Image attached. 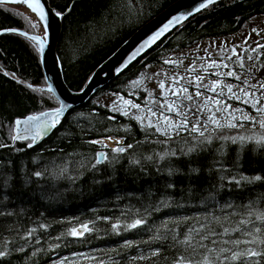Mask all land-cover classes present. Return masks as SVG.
Returning <instances> with one entry per match:
<instances>
[{
	"label": "trees",
	"instance_id": "obj_1",
	"mask_svg": "<svg viewBox=\"0 0 264 264\" xmlns=\"http://www.w3.org/2000/svg\"><path fill=\"white\" fill-rule=\"evenodd\" d=\"M172 1L50 0L60 13L70 7L62 15L57 45L66 83L81 88L105 57ZM260 13H264V0H216L154 41L84 103L70 108L53 131L32 147H28L30 138L8 145L15 119L55 107L58 101L45 88L36 45L18 33L0 34V213H4L0 215V238L7 241L3 250L8 253L0 257V264H95L101 260L104 264H172L190 254L183 245L173 244V236L182 239L200 223L216 232L236 227L249 204L253 210H264V181L242 182L239 187L229 182L240 174L264 176V146L249 141L241 148L230 140L214 138L189 153L193 140L187 131L174 132L168 139L135 116L94 99L105 91L131 95L129 82L146 65H165L167 53L202 38L235 32ZM35 22L21 9L0 3V29L39 32ZM213 128L206 135L213 134ZM259 131L247 124L225 127L215 135ZM118 136L123 153L112 151L117 146L91 143L95 138ZM100 150L104 157L97 163ZM166 151L175 155H164ZM36 172L42 175L37 177ZM135 219L145 223L124 230L123 225ZM113 223L121 227L113 230ZM83 224L93 230L82 237L67 235ZM256 224L264 227L262 222ZM32 229V236H26ZM229 238L244 237L231 231L218 237L220 241ZM154 250L158 255L151 256ZM141 255L149 258L132 259Z\"/></svg>",
	"mask_w": 264,
	"mask_h": 264
},
{
	"label": "snow or ice",
	"instance_id": "obj_2",
	"mask_svg": "<svg viewBox=\"0 0 264 264\" xmlns=\"http://www.w3.org/2000/svg\"><path fill=\"white\" fill-rule=\"evenodd\" d=\"M8 2V0H0V3ZM13 3H20L24 4L30 9L33 13H35L41 21L45 20L46 15V9L45 4L42 2V0H11ZM216 3V0H201L199 3V6L194 9L193 12H189L186 15H180L177 17H173L171 20H169L168 24H165L160 31L156 32L148 41H145V46L148 44H151L154 42L163 32H165L169 26L173 23H180L181 21L185 20L188 16H191L194 14V12H199L205 8H207L209 5H212ZM57 16L62 15L61 13H56ZM31 28H35V23H30ZM5 31H12L17 32V29H6ZM253 32L259 33V29L253 28ZM20 35L26 36L28 39L37 42L42 45L43 41L40 37L31 35L29 36L26 32H19ZM248 38H245L244 43H247ZM238 47V46H237ZM264 48V44H261L257 42L256 47L251 48L252 52H257V49ZM232 52L234 55H236L235 47H233ZM248 59H252L251 56L248 57ZM257 59H259V56H257ZM166 63H173V61H165ZM241 68L244 67L242 59L238 61ZM215 61H212V65H215ZM224 67H227V65H223ZM227 76L235 77L237 80L240 79V77L234 72V71H228L225 73ZM197 79H202V77H197ZM134 83H139V81H136ZM217 81H213L211 86L204 85V87L208 88L209 91H216V88L218 86ZM245 84L248 82L245 81ZM161 88H164L163 82L159 85ZM31 87V85H29ZM227 87L229 93H231L230 98H235L240 100L241 95H237L232 91L233 86L232 85H225ZM250 87L255 88V85H250ZM260 89H264V83L259 84ZM50 90V89H49ZM187 88L182 87L179 90V94H185V99L191 100L192 97L187 94ZM240 93L243 97H253L255 98L256 93L251 92L249 93L244 88L240 89ZM173 95H178L176 91H173ZM223 95V93H220ZM197 96L202 95V93L197 92ZM262 96H264V92L261 93ZM209 102H212V98L209 97L205 100L204 104L199 107L200 112L209 111L211 112V109L208 108ZM245 104L250 103L249 99H243L242 101ZM125 105L129 104V101H124ZM214 103L221 104L222 101L215 100ZM252 106L255 108V111L258 115H260L262 118L258 119L257 116H252L248 114L241 113L240 117H237L235 113H231L228 111V107L225 106L223 108H217L216 112H220L223 116V114L227 113V119L225 123H221V119H218L215 112H211L210 115H208L207 119L204 121H201L199 117L196 118L195 123L189 127V119L187 116V113H178V115H181L183 119L179 122L172 121L167 115L164 114L163 111L160 112V120L157 121L155 125L149 121V124L147 127H155L156 132H159L161 135H164L168 139L172 138V133L175 132L176 135H179L181 131H187L190 136H192V146L188 149V152H195L198 150V148L203 144H211L212 140L214 138H219L221 140L228 141L230 140L233 144H239L241 148L244 147L245 144H247L249 141H254L257 146H264V133H256L253 132L251 135L246 134H238L235 136H226V135H215L217 133V130H221L225 127L227 128H244V123H235L237 119L240 121H250L253 124V127L255 125H259L260 129H264V105H261L260 107H256V104L259 103L258 100L253 99L251 101ZM177 101H172L171 103H167V111L168 112H177ZM132 107L139 108V105L132 104ZM161 109H164V105H161ZM151 112V109H149ZM236 111H240L237 109ZM61 108L54 109L50 112H41L38 116L33 115L29 116L27 118L28 121L36 122L35 124V132L32 134V144H29L28 147H32V145L36 142V140L41 135V129H43L44 132H47L50 128H55L57 124H59L61 119ZM153 116L156 115L155 112L151 113ZM137 119H141L140 117H137ZM162 122V123H161ZM17 128L22 121H16ZM214 125V128L212 130L213 134L206 135V132L209 131L208 125ZM203 128V130H201ZM192 134H196L193 136ZM13 140L17 139H27V137L22 135H16L12 137ZM91 143H98V141H91ZM120 142L117 141V144ZM3 146V145H0ZM132 145H128V148H131ZM113 152H125L124 147H117L112 149ZM175 155V152H168L166 151L164 155ZM100 156L101 154H98L97 157V163H100ZM164 156L162 155L160 159H163ZM148 160H153L152 156L147 157ZM131 163L139 164V160H132ZM35 176L39 177L42 175L41 172L34 173ZM221 179H224L222 177ZM256 181H264V176L256 175V176H245L243 174L239 175V178L236 176H232L229 179L230 183H235L238 187L243 183L252 184ZM168 187H172V185H168ZM228 207H231V205H228ZM249 210L242 216V218L238 221L236 227H224L222 232H216L215 229L211 228L207 223H200L198 227H192L189 228L186 233L183 234V238L180 239L176 236H173V244L174 245H183L185 247L186 253L190 254H184L181 255L179 258L175 259L172 264H230L232 261H240L241 264H264V227L258 226L256 224L257 221L264 223V210H253L252 205H248ZM0 215H4V213H0ZM7 215H12V213H7ZM107 219V218H105ZM227 219V217H225ZM213 220L216 223H219L218 218L213 217ZM145 223L144 219H135L131 223L124 224V230L129 229H135L138 226ZM251 225V227H247ZM40 227H45L43 224L40 225ZM121 227L119 223H113L112 229L117 230ZM93 229L89 227L88 224L80 225L79 230L76 227L71 228L67 235H71L73 237H82L86 232H90ZM35 229H32L26 233V236L31 237ZM239 232L241 233L242 237L244 238H229L225 241H220L218 237H221L228 232ZM23 238V237H22ZM156 239H166L167 237H161L156 236ZM209 242L212 247H209ZM128 246H131V242H126ZM243 245L244 247H241ZM7 247V241H4L2 238H0V257H5L8 253L6 250ZM22 250V249H21ZM151 256L158 255V250H154L150 253ZM149 257L146 256H139V257H133V260H144L148 259ZM250 258H259L257 259H250ZM99 264H104V261H99Z\"/></svg>",
	"mask_w": 264,
	"mask_h": 264
},
{
	"label": "rangeland",
	"instance_id": "obj_3",
	"mask_svg": "<svg viewBox=\"0 0 264 264\" xmlns=\"http://www.w3.org/2000/svg\"><path fill=\"white\" fill-rule=\"evenodd\" d=\"M13 8L18 9L15 6ZM29 17L34 22L37 20L30 15ZM253 28L261 31L259 33L253 32ZM40 30L41 28H39ZM246 37L248 40L247 43H244ZM257 42L264 44V13L251 16L235 32L202 38L186 48L167 53L165 61H173V63L146 65L137 77L130 80L131 95L125 96L122 93L105 91L97 94L94 99L120 112L129 113L136 118L140 117L141 119H138L139 122L146 125L149 124V121L155 125L160 120L161 111L174 122H179L183 119L178 113L186 112L189 119V127L195 123L197 117L201 121L206 120L211 112H215L217 118L221 119V123H225L227 113L222 116L220 112H216L217 108L225 106L228 107L229 112L235 113L237 117H240L243 112L244 114L257 116L260 119L262 117L257 114L251 103L253 99H256L259 101L256 107L264 105V96L261 95L264 89L259 88V84L264 83V48L257 49V52L251 51V48L256 47ZM233 47H235L236 55L232 52ZM249 56L252 57L251 60L248 59ZM257 56H259V59H257ZM241 59L244 64L243 68L240 67L238 62ZM212 61L216 62L215 65H212ZM223 65H227V67ZM228 71H234L240 79L237 80L235 77L225 75ZM197 77H202V79H197ZM136 81H139V83H134ZM213 81L219 82L214 92L204 87V85L210 87ZM245 81L248 83L245 84ZM161 82H163L164 88L159 86ZM225 85H232V91L237 95H241V99L230 98L232 94L229 93ZM250 85H255L256 87L252 88ZM182 87L187 88L186 95H190L192 97L191 100L185 99V94H179V90ZM241 88H244L249 93L255 92V98L251 96L243 97L240 93ZM139 90L144 91V94H141ZM173 91H176L178 95H173ZM197 92L202 93V95L197 96ZM221 92L223 95L220 94ZM137 97H140V99ZM209 97L212 98V102L208 104L211 112L207 110L200 112L198 110L199 107ZM243 99H249L250 103H243ZM215 100H220L222 103L216 104L214 103ZM124 101H129L130 103L125 105ZM172 101H177V112H168L166 110L167 103ZM132 104L139 105V108L132 107ZM161 105H164V109H161ZM149 109H151V112ZM237 109L240 111H236ZM152 112H155L156 115L153 116ZM241 122L244 125L248 124L253 127L250 121H240L239 119L235 121L237 124ZM213 126L209 124L208 129ZM256 126L259 127L257 124L254 128ZM260 130L259 133H264V130ZM96 139L98 138H95L94 141L100 142ZM113 139L109 145L102 141L101 143L114 147L118 145L117 141L120 143L122 141L121 137L117 140H115L116 138Z\"/></svg>",
	"mask_w": 264,
	"mask_h": 264
},
{
	"label": "water",
	"instance_id": "obj_4",
	"mask_svg": "<svg viewBox=\"0 0 264 264\" xmlns=\"http://www.w3.org/2000/svg\"><path fill=\"white\" fill-rule=\"evenodd\" d=\"M42 2L45 4L46 9L45 20L41 21L39 17L34 13L37 17L36 21L39 23L41 28L39 32H29L14 27L0 29V34L12 32L5 31L6 29H17L18 31L14 33L19 34V32H26L29 36H38L43 41L41 45L29 39L36 45L39 52V59L46 81L45 88L48 90L50 89L49 91L58 101V105L55 107L46 108L35 113H29L25 116L15 119V122L19 120L23 123H21L17 128V125L14 122V133L12 137L16 135L25 136L31 139V144L32 134L36 130V122L28 121L27 118L29 116H38L41 112H50L54 109L61 108V117H63L70 108L84 103L93 93H95L103 85L108 83L120 72H122L135 59L140 57L153 43L152 42L151 44L145 46V41H148L150 37H152L156 32L160 31V29H162L165 24H168L169 20H171L173 17L186 15L189 12H193L194 9L199 6L201 0H174L166 5L163 9H161L159 12H157L152 17L144 21L140 26H138V28H136L114 51H112L94 68L84 85L81 88L76 89L71 88L66 83L62 64L57 53V45L62 30V15L66 14L70 10V7L66 8L61 13L62 15L57 16L56 13H58V11L54 9L50 0H42ZM5 3L22 9V6L16 5L20 3H13L11 2V0H8V2ZM24 6L27 7L26 5ZM189 17L190 16H188L187 18ZM180 23L171 24L169 28L165 32H163L156 40H159L162 36H164ZM24 37L27 38L26 36ZM53 129L54 128H50L47 130V132H44L43 129H41V135L34 144L39 143L42 139L47 137L53 131ZM14 142L15 140L11 139V142L8 145H12ZM122 146V144L117 145V147ZM99 154H101L100 160H102L104 157L103 151L100 150Z\"/></svg>",
	"mask_w": 264,
	"mask_h": 264
},
{
	"label": "bare ground",
	"instance_id": "obj_5",
	"mask_svg": "<svg viewBox=\"0 0 264 264\" xmlns=\"http://www.w3.org/2000/svg\"><path fill=\"white\" fill-rule=\"evenodd\" d=\"M16 5H18V6H22L21 8V10L22 11H24V12H26V13H28L30 16H32V17H34V18H36L37 19V17H36V15L31 11V10H29L27 7H25L24 6V4H16ZM64 117V116H63ZM113 138H116L115 140H117L118 138H120V137H107V138H98V139H96V140H99L100 142L102 141V142H104L105 144H111V142L114 140ZM95 140V139H94Z\"/></svg>",
	"mask_w": 264,
	"mask_h": 264
}]
</instances>
